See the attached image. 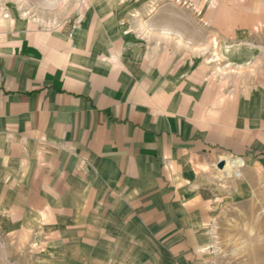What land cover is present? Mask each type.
<instances>
[{
	"label": "crops",
	"instance_id": "0c3cea01",
	"mask_svg": "<svg viewBox=\"0 0 264 264\" xmlns=\"http://www.w3.org/2000/svg\"><path fill=\"white\" fill-rule=\"evenodd\" d=\"M84 16L73 31L0 19V219L69 264H217L218 164L264 190V96L245 95L264 85L222 104L110 36L124 16Z\"/></svg>",
	"mask_w": 264,
	"mask_h": 264
},
{
	"label": "rangeland",
	"instance_id": "374dc122",
	"mask_svg": "<svg viewBox=\"0 0 264 264\" xmlns=\"http://www.w3.org/2000/svg\"><path fill=\"white\" fill-rule=\"evenodd\" d=\"M98 7L124 16L123 28L110 30V36L128 35L163 58L161 68L173 77L214 86L222 104L264 85V0H0V19H31L48 29L73 31L85 25L86 11ZM245 52L263 61L241 60ZM245 95L254 101L264 96ZM224 166L218 164L221 195L209 227L213 258L217 264H264L263 187L227 176ZM28 226L0 219V264H69Z\"/></svg>",
	"mask_w": 264,
	"mask_h": 264
},
{
	"label": "bare ground",
	"instance_id": "6f19581e",
	"mask_svg": "<svg viewBox=\"0 0 264 264\" xmlns=\"http://www.w3.org/2000/svg\"><path fill=\"white\" fill-rule=\"evenodd\" d=\"M225 165H226V161H225ZM224 167H225V166H224ZM224 167H223V168H224ZM223 168H222V169H223ZM260 254H261L262 257H264V251H261Z\"/></svg>",
	"mask_w": 264,
	"mask_h": 264
},
{
	"label": "water",
	"instance_id": "95a60500",
	"mask_svg": "<svg viewBox=\"0 0 264 264\" xmlns=\"http://www.w3.org/2000/svg\"><path fill=\"white\" fill-rule=\"evenodd\" d=\"M225 165V161H221L220 162V166L222 167V166H224Z\"/></svg>",
	"mask_w": 264,
	"mask_h": 264
}]
</instances>
